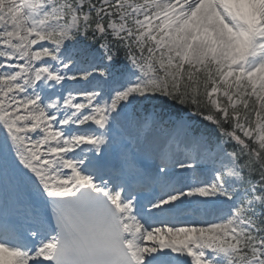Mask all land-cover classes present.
Segmentation results:
<instances>
[{
	"label": "snow or ice",
	"instance_id": "obj_1",
	"mask_svg": "<svg viewBox=\"0 0 264 264\" xmlns=\"http://www.w3.org/2000/svg\"><path fill=\"white\" fill-rule=\"evenodd\" d=\"M0 264H264V0H0Z\"/></svg>",
	"mask_w": 264,
	"mask_h": 264
}]
</instances>
